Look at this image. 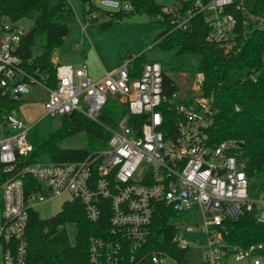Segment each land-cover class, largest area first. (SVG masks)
Returning <instances> with one entry per match:
<instances>
[{
  "label": "built area",
  "instance_id": "2783aa9c",
  "mask_svg": "<svg viewBox=\"0 0 264 264\" xmlns=\"http://www.w3.org/2000/svg\"><path fill=\"white\" fill-rule=\"evenodd\" d=\"M173 2V6L162 7V12L171 16L173 30L185 31L194 16L203 15L209 27L207 39L216 44L233 38L237 20L230 9L250 17L256 3ZM85 7L91 18L101 10L115 14L135 9L132 0H86ZM257 19L264 31V17ZM17 22L0 23V88L15 99L25 94L30 84L44 85L25 69L24 29ZM136 57L100 79L89 75L87 65L56 63V87L44 85L46 115L61 117L77 111L110 133L108 145L98 155L81 160L23 165L17 177L4 181L0 187L2 264H26L28 210L62 195L70 197L64 203L78 200L93 223L102 219L104 209L110 212V231L89 239L90 264H140L146 254L139 252L152 234L154 214L161 203L183 215L192 210L202 215L201 229L208 241L202 264H264V243L242 249L225 245L222 238L223 222L244 210L255 212L257 223L264 224V193L258 200L249 197L250 178L240 161L238 143L218 144L211 139L209 128L218 112L213 100L204 96L188 104L176 100L175 125L167 130L170 113L164 109L168 99L163 89V65L150 61L140 75L133 76ZM204 79L203 73H196L193 91L202 90ZM113 97L128 108L115 127L101 121L104 107ZM131 116L143 118L134 126L129 122ZM32 128L13 113L7 116L6 132L0 138V176L17 169L18 156L32 151L28 141ZM26 176L32 180L25 181ZM187 230L182 224L173 238L182 248H192L184 238ZM150 258L155 264H180L163 252H154Z\"/></svg>",
  "mask_w": 264,
  "mask_h": 264
},
{
  "label": "trees",
  "instance_id": "16d2710c",
  "mask_svg": "<svg viewBox=\"0 0 264 264\" xmlns=\"http://www.w3.org/2000/svg\"><path fill=\"white\" fill-rule=\"evenodd\" d=\"M158 0H132L135 9L130 13L118 12L117 17L147 14L164 25V30L154 38V43L164 51L178 48V55H191L199 58L193 72H201L205 79L202 85L204 98L213 100L218 112L213 118L209 134L213 142H243L239 149L240 161L244 164L250 180L264 173V31L259 27L257 17H264V0H255L250 17L241 11L230 9L237 20L233 38L221 44L208 41V24L203 15L191 19L188 29L173 30L171 16L162 12L163 5ZM86 3V0H83ZM188 4L185 5V8ZM184 8V9H185ZM85 13H88L85 9ZM73 14V8L65 0L56 4L49 0H0V23L17 22L28 19L33 27L32 41L23 40V48L31 53L30 60H24L25 69L38 77L48 88L57 85L55 52L62 47L69 33L67 18ZM93 21V19H90ZM107 24H104L105 27ZM29 32V33H30ZM40 44L41 52L33 54V48ZM150 62L145 53L139 54L133 63V76L140 75L143 65ZM164 95L168 101L164 109L169 111L167 130L175 125L176 100L183 94L177 84L166 72L163 77ZM189 90L186 94H190ZM178 97L175 98V95ZM191 99L183 102L188 104ZM21 100L0 88V138L5 134L7 116L19 107ZM128 114V108L118 98H110L104 107L101 121L115 127L122 117ZM143 117L131 116L130 124L141 121ZM135 126V124H134ZM85 133L87 148L66 149L62 142L78 134ZM110 133L101 125L73 111L61 116V125L57 129L33 126L28 133L32 151L18 156L17 169L4 172L0 176V187L9 178L17 177L21 166L42 162L68 163L81 160L88 155H98L108 145ZM25 181L32 178L26 176ZM260 189L264 193V182ZM1 201V199H0ZM27 240L28 255L26 264H90L89 239L91 236L106 235L110 231L109 210L104 209L103 217L97 223L88 220L86 211L78 200L64 203L55 216L42 219L34 210H28ZM180 214L164 204L157 205L152 223V234L142 248L146 257L140 264H155L150 255L163 252L177 259L180 264H188L191 248H182L173 238L180 231L176 219ZM76 224L78 228L74 244L71 243L67 224ZM224 229V230H223ZM225 245L247 248L264 243V224L257 223L255 212L244 210L236 218H227L220 228ZM148 255V256H147Z\"/></svg>",
  "mask_w": 264,
  "mask_h": 264
},
{
  "label": "rangeland",
  "instance_id": "374dc122",
  "mask_svg": "<svg viewBox=\"0 0 264 264\" xmlns=\"http://www.w3.org/2000/svg\"><path fill=\"white\" fill-rule=\"evenodd\" d=\"M59 0H49L56 4ZM73 8V14L67 18L69 33L64 39V44L57 52V63H71L75 67L87 64L89 75L99 78L105 72L117 69L129 58L145 53L148 60H157L163 65L166 72L177 84L183 94L189 90L193 92L196 73L193 72L199 62V58L191 55H178V48L164 51L155 45L154 38L164 30V25L156 18H150L147 14H135V16L117 17L103 10L97 11L92 17L85 13L83 0H65ZM160 5L173 6V0H158ZM24 29V35L33 27L28 19L17 22ZM104 24H107L103 27ZM41 52L40 44L33 48V54ZM187 95V94H186ZM188 96V95H187ZM48 93L44 85L40 83L30 84L28 91L19 97V107L14 109L13 114L21 118L29 126L42 127L43 129H57L61 125V117L46 115L45 101ZM61 146L66 149L87 148L86 134L81 133L62 142ZM264 182V173L250 180L249 197L258 200L262 190L261 183ZM0 189V199H1ZM68 195H62L53 201L41 203L34 206V211L42 219L55 216L60 212ZM0 207V217H1ZM178 224L188 226L189 230L184 238L190 242L192 248L188 254V264H202L208 253L207 235L202 231L203 219L197 210L176 219ZM67 233L72 244H74L78 228L76 224H67ZM3 255L0 251V264ZM238 264V263H235Z\"/></svg>",
  "mask_w": 264,
  "mask_h": 264
},
{
  "label": "water",
  "instance_id": "95a60500",
  "mask_svg": "<svg viewBox=\"0 0 264 264\" xmlns=\"http://www.w3.org/2000/svg\"><path fill=\"white\" fill-rule=\"evenodd\" d=\"M32 36H33V33L30 32V33H27L25 36H24V41L25 42H31L32 41ZM23 59H26V60H30L31 58V53L29 51L28 48L25 47V51H24V54L22 55ZM203 96V91L200 90V91H193L191 92L190 94H188V96L186 94H181L179 95V97L177 98V102H185L187 101L188 99H193V98H196V97H202ZM238 146L240 148L244 147V143L243 142H240L238 143ZM230 250H232V247H230Z\"/></svg>",
  "mask_w": 264,
  "mask_h": 264
},
{
  "label": "crops",
  "instance_id": "0c3cea01",
  "mask_svg": "<svg viewBox=\"0 0 264 264\" xmlns=\"http://www.w3.org/2000/svg\"><path fill=\"white\" fill-rule=\"evenodd\" d=\"M54 61H55V63H57V62H59L60 61V59L59 58H57V52H55V56H54ZM71 64V63H70ZM83 65H85V64H83ZM87 65V64H86ZM77 67H79V66H77ZM87 69H88V67H87ZM89 73V72H88ZM103 77V76H102ZM102 77H99V78H94V79H100V78H102Z\"/></svg>",
  "mask_w": 264,
  "mask_h": 264
}]
</instances>
